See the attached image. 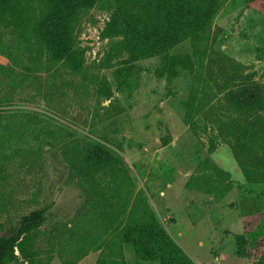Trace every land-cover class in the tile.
Instances as JSON below:
<instances>
[{
    "label": "rangeland",
    "instance_id": "374dc122",
    "mask_svg": "<svg viewBox=\"0 0 264 264\" xmlns=\"http://www.w3.org/2000/svg\"><path fill=\"white\" fill-rule=\"evenodd\" d=\"M115 5L79 11L80 69L45 49L32 63L22 44L0 52V235L45 209L50 264L74 258L87 233L108 238L111 176L86 161L102 142L123 161L130 200L146 202L195 263L264 264V0H219L206 31L134 56L103 34ZM96 246L77 264H96ZM125 255L160 264L131 243Z\"/></svg>",
    "mask_w": 264,
    "mask_h": 264
},
{
    "label": "trees",
    "instance_id": "16d2710c",
    "mask_svg": "<svg viewBox=\"0 0 264 264\" xmlns=\"http://www.w3.org/2000/svg\"><path fill=\"white\" fill-rule=\"evenodd\" d=\"M31 1L34 3V0H0V52L12 56L16 54L13 46L22 44L32 63L42 61L45 49L52 60L67 61L75 70L80 69L83 59L76 48L74 23L79 11L97 0H38L37 5ZM113 1L115 15L103 34L121 37L113 47L125 49L133 56L171 49L186 38L188 31H206L219 4V0ZM8 33L13 36L11 42L5 41ZM8 77L12 83L17 82L10 73ZM257 98L254 95L252 102ZM247 102L250 110L253 104ZM238 106L242 109L240 103ZM86 161L95 173L111 176L103 193L110 194L106 207L111 210L109 222L115 227L102 240L89 233L84 235L75 246L74 258H63L65 264H77L95 245L100 250L96 264H129L125 255L127 243L133 244L136 256L142 260L197 264L169 236L146 202L130 200L134 191L129 189L130 196L127 195L120 181L123 161L116 152L97 142L89 145ZM46 220L45 209H39L25 216L13 235H0V264H50L54 258L52 251L39 242L40 227Z\"/></svg>",
    "mask_w": 264,
    "mask_h": 264
}]
</instances>
